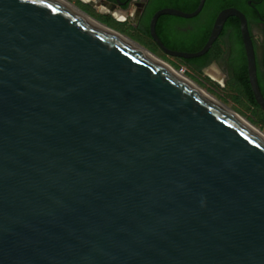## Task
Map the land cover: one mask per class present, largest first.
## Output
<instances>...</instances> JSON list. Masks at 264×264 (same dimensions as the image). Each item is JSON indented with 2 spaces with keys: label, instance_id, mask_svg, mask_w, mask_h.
Here are the masks:
<instances>
[{
  "label": "water",
  "instance_id": "obj_1",
  "mask_svg": "<svg viewBox=\"0 0 264 264\" xmlns=\"http://www.w3.org/2000/svg\"><path fill=\"white\" fill-rule=\"evenodd\" d=\"M67 3L0 0V264H264V140ZM205 3L151 38L238 17L264 111L241 11L160 39Z\"/></svg>",
  "mask_w": 264,
  "mask_h": 264
},
{
  "label": "flooded vegetation",
  "instance_id": "obj_2",
  "mask_svg": "<svg viewBox=\"0 0 264 264\" xmlns=\"http://www.w3.org/2000/svg\"><path fill=\"white\" fill-rule=\"evenodd\" d=\"M82 1L86 3L87 6L98 10L101 14L106 15L115 22H118V24H131L141 32L144 22H146L149 17L151 21L152 16L156 12L152 13V10L158 4L162 3V0ZM188 1L189 0H168L169 3L184 2V7L187 6ZM162 8L167 7L163 6ZM226 8H236L246 16L248 29L251 34L255 50L259 85L264 87V0H233L231 5L222 7L216 13L213 24L218 14ZM194 18H189L188 20H193ZM206 22L207 19L203 16L197 20L185 22L181 30L184 31L186 36L198 35L204 31V24ZM213 24L210 29L209 36L211 34ZM143 34L146 36L145 33ZM220 44L223 51L218 53ZM243 51L247 60L242 35L241 20L236 16H230L226 20L219 38L210 50L209 63L202 67L201 71H208L214 79L220 80L221 82H225L227 79L232 80L239 62L243 58ZM195 66L197 65L190 64L191 68H195ZM217 82L220 83L219 81Z\"/></svg>",
  "mask_w": 264,
  "mask_h": 264
},
{
  "label": "trees",
  "instance_id": "obj_3",
  "mask_svg": "<svg viewBox=\"0 0 264 264\" xmlns=\"http://www.w3.org/2000/svg\"><path fill=\"white\" fill-rule=\"evenodd\" d=\"M233 0H206V3L202 11L198 14L193 20L202 18L203 16L207 19V22L204 24V31L198 35L186 36L184 31L181 28L184 26L185 22L193 21L188 20L187 18H182L173 15H162L158 19L156 30L163 41V43L174 50L187 51V52H196L202 49L209 38L210 29L212 27L216 13L225 6L232 4ZM200 0H189L187 6L184 7V2L169 3L168 0H162V3L158 4L153 10L152 13L158 11V9L164 7H172L180 9L184 12H193L199 5ZM113 20V19H110ZM114 21V20H113ZM142 33H145L146 36L154 42L151 38L149 26H150V17L142 25ZM155 43V42H154ZM156 44V43H155ZM157 45V44H156ZM211 50V49H210ZM210 50L203 56L194 58V59H182L178 58L182 63L190 67V64H196L195 70L201 71V68L209 63L210 59ZM232 83L236 87L238 94L241 98L248 103L251 107L255 108L258 115L259 121L264 124V111L260 108L256 102L248 76L247 69V60L243 51V58L239 62L236 73L232 79ZM261 92L264 96V87L260 86Z\"/></svg>",
  "mask_w": 264,
  "mask_h": 264
},
{
  "label": "rangeland",
  "instance_id": "obj_4",
  "mask_svg": "<svg viewBox=\"0 0 264 264\" xmlns=\"http://www.w3.org/2000/svg\"><path fill=\"white\" fill-rule=\"evenodd\" d=\"M102 24L115 29L116 31L122 33L123 35L129 37L133 41L139 43L144 48L148 49L162 60L166 62L170 67L175 70L181 71L185 77H187L192 83L200 87L215 100L222 103L226 108L232 110L234 113L245 119L247 122L255 126L261 132L264 133V124L259 121V115L255 108L251 107L246 103L241 96L238 94L236 87L232 83V80L220 81L214 79L208 71H197L177 59L176 57L169 56L165 54L152 40L145 36L141 31L135 28L131 24H118L111 18L104 14H101L98 10L87 6L82 0H65ZM223 48L221 44L218 48V53H221ZM176 70V71H177ZM180 73V72H179ZM219 81L220 83H218Z\"/></svg>",
  "mask_w": 264,
  "mask_h": 264
},
{
  "label": "bare ground",
  "instance_id": "obj_5",
  "mask_svg": "<svg viewBox=\"0 0 264 264\" xmlns=\"http://www.w3.org/2000/svg\"><path fill=\"white\" fill-rule=\"evenodd\" d=\"M68 6H69V8H71L72 10H74L75 12H77L80 15H82L83 17L87 18L88 20L94 22L97 25H100L99 23H97L96 19L92 18L90 15H88L84 11L80 10L79 8L75 7L74 5L68 4ZM100 26H102V25H100ZM152 58L158 64H160L162 67H164L166 70H168L170 73H172L177 78H179L183 83H185L186 85H188L192 90H194L196 93H198L201 97H203L205 100H207L210 104H213L214 107H216L217 109L221 110L223 113H225L226 115H228L229 117H231L232 119H234V121H236L240 125L244 126L250 132H252L253 134L259 136L261 139L264 140V133L261 132L259 129H257L255 126H253L252 124H250L249 122H247L245 119H243L242 117H240L239 115H237L236 113H234L232 110L226 108L224 105H222V103H220L217 100H215L212 96H210L208 93H206L200 87H198L197 85H195L194 83H192L187 77H185L183 74H181L178 71H176L174 68L170 67L165 62H163V61H161V60H159V59H157L155 57H152Z\"/></svg>",
  "mask_w": 264,
  "mask_h": 264
}]
</instances>
